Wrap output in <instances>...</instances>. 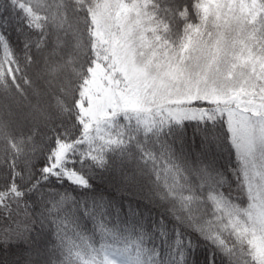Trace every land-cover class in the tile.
<instances>
[{
  "label": "snow or ice",
  "instance_id": "1",
  "mask_svg": "<svg viewBox=\"0 0 264 264\" xmlns=\"http://www.w3.org/2000/svg\"><path fill=\"white\" fill-rule=\"evenodd\" d=\"M0 264H264V0H0Z\"/></svg>",
  "mask_w": 264,
  "mask_h": 264
}]
</instances>
